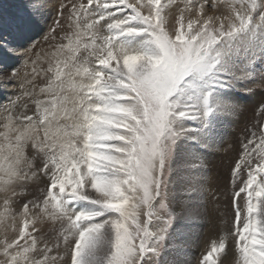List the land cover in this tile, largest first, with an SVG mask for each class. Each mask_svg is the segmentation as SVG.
I'll return each mask as SVG.
<instances>
[{"label": "snow or ice", "instance_id": "1", "mask_svg": "<svg viewBox=\"0 0 264 264\" xmlns=\"http://www.w3.org/2000/svg\"><path fill=\"white\" fill-rule=\"evenodd\" d=\"M182 3L27 0L7 27L0 13L16 61L0 66V264H191L186 230L220 198L209 151L237 98L264 92V0ZM257 123L225 149L234 219L198 264H222L230 236L235 264H264Z\"/></svg>", "mask_w": 264, "mask_h": 264}, {"label": "rangeland", "instance_id": "2", "mask_svg": "<svg viewBox=\"0 0 264 264\" xmlns=\"http://www.w3.org/2000/svg\"><path fill=\"white\" fill-rule=\"evenodd\" d=\"M182 0H177L175 5L181 4ZM27 0L18 1V6L25 4ZM55 3L56 0H50ZM66 3L69 0H65ZM78 2V0H75ZM176 2V0H175ZM15 0H0V13L3 14L4 24L7 27L11 17L18 12L19 9L15 7ZM173 7L172 11L178 15V9ZM183 5L181 4L180 7ZM12 12V13H11ZM5 14V15H4ZM11 15V17H10ZM46 15L47 22H42V31L38 35L33 36V40L40 42L41 47H45L42 42V37L48 32V26L52 24L53 17L56 16L54 8H49ZM9 18V19H8ZM3 55L2 53H0ZM4 58V57H3ZM0 59V66L2 64H16V61L6 57L7 59ZM264 98V92L257 90L254 94L247 97H238L237 103L240 110L237 114L230 116L225 120L219 129L220 137L224 140V144L220 148L213 147L210 149L207 156L212 168L209 174L213 183H219L220 198L219 200H212L209 198L207 204V214L195 225L186 231L189 233V243L187 245V255L191 260V264H198L200 257L207 252L210 242L213 239H218L219 235L229 231L232 227L234 213L232 210L231 197L227 193H231L232 188L228 183V168L232 157L236 155L235 151H225L228 145H233L238 148L237 138L241 136L245 125H256L253 130L258 131V121H264V114H259L257 109L260 100ZM243 204V201H241ZM235 244L233 238L230 236L228 241V249L226 255L220 254V261L222 264H235Z\"/></svg>", "mask_w": 264, "mask_h": 264}, {"label": "bare ground", "instance_id": "3", "mask_svg": "<svg viewBox=\"0 0 264 264\" xmlns=\"http://www.w3.org/2000/svg\"><path fill=\"white\" fill-rule=\"evenodd\" d=\"M18 1H20V0H15V3H16V4H15V7H14V8H17V9L20 10V9H21V6H20V7L18 6V4H17ZM54 1H55V0H54ZM178 2H179V0H178ZM51 3H52V2H51ZM176 3H177V0H176L175 4H176ZM181 4L183 5L182 1H181ZM181 4L179 3L178 5L181 6ZM22 5H23V4H22ZM11 13H12V12H11ZM15 13H16V12H15ZM4 15H5V14H4ZM10 17H11V15H10ZM3 18H4V17H3ZM4 19H6V18H4ZM8 19H9V18H8ZM48 27H49V26H48ZM3 57H4V58H3ZM2 58H3V59H7L5 56H3V55L0 54V59H2Z\"/></svg>", "mask_w": 264, "mask_h": 264}]
</instances>
